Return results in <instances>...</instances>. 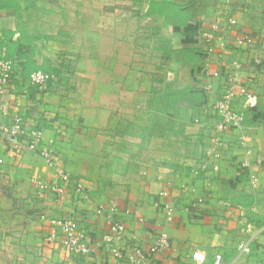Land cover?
Here are the masks:
<instances>
[{
  "label": "crops",
  "instance_id": "1",
  "mask_svg": "<svg viewBox=\"0 0 264 264\" xmlns=\"http://www.w3.org/2000/svg\"><path fill=\"white\" fill-rule=\"evenodd\" d=\"M160 1L190 10L188 23L151 14L152 0H0V49L23 60L5 99L28 129L56 140L58 155L51 166L36 152L0 142V264H131L102 242L112 205L126 224L119 250L129 254L138 245L147 264H200L196 252L205 264L219 253L221 264H264V0ZM201 16L223 24L237 19L218 49L225 48L223 57L201 48ZM242 34L255 38L246 55L234 44ZM255 56L263 71L245 78L257 105L236 102L245 112L246 154L238 133L218 129L220 118L203 107L232 59L251 63ZM207 60L221 76L205 77ZM38 69L53 75L47 91L29 82ZM207 81L209 94L202 89ZM9 120L0 114V122ZM214 139L220 157L210 153ZM247 157L251 165L242 167ZM204 163L206 172H192ZM59 167L80 179L88 198L72 189L63 196L38 192L32 178L60 182ZM195 198L204 202L191 206ZM167 204L179 205L172 221ZM99 205L104 214L96 213ZM48 217L76 218L90 255L69 253L60 235L52 239ZM161 232L170 249L149 252Z\"/></svg>",
  "mask_w": 264,
  "mask_h": 264
},
{
  "label": "built area",
  "instance_id": "2",
  "mask_svg": "<svg viewBox=\"0 0 264 264\" xmlns=\"http://www.w3.org/2000/svg\"><path fill=\"white\" fill-rule=\"evenodd\" d=\"M224 4H229L230 0H223ZM200 21V43L201 48L207 55L218 57L224 56L225 48L222 47L221 51L218 49L225 43L226 36L238 23L235 17L228 18L226 24H223L220 19L210 21L206 16H201ZM235 48L241 54L246 55L251 47L255 44V38L250 34H242L237 36L235 41ZM209 60L206 61L204 66L205 77H219L222 73L218 70L211 72L209 70ZM23 69V60L19 56H9L5 48L0 49V114L5 117H10L8 122H0V142L8 143L17 152L33 151L38 153L49 165L55 166L57 164V145L55 139L45 141L44 131L42 128L28 129V119L18 111L13 110V106L5 99L10 85L14 78ZM260 70L263 71L261 59L258 56L253 57L252 62H245L241 58L232 59L226 73L224 80L220 87L216 89L213 95V100L210 105L203 107L206 113H211L220 118L217 124L218 129H226L230 132L238 133L240 144L245 147L246 154H250L247 149V137L245 134L240 133L244 127L245 112L236 107V102L239 98H244L245 108H253L257 105V96L246 81V72L254 73ZM53 79V75L38 69L29 74V82L32 86L41 91H47L49 82ZM206 94L213 91V85L210 81L202 86ZM209 111V112H208ZM197 123L201 122L200 116L195 118ZM218 139H214V145L210 149V153L215 157H220L218 151ZM0 162L2 160L0 159ZM251 161L248 159L243 160L242 167H250ZM207 164L204 163L192 169L194 174L207 171ZM59 181H45L38 178H32L31 183L38 189L41 194H55L63 196L68 193L70 189L74 192L84 193V197L88 198L89 195L85 191L84 184L75 176L66 172L62 167L58 168ZM253 186L256 185V179H251ZM187 186H181L182 191H187ZM161 194H164L162 192ZM204 202L202 198H195L190 203L191 206L197 207ZM225 206H231L229 200H225ZM179 209V205L167 204L165 206L166 219L172 221L174 219L175 211ZM107 208L104 205H99L96 209L97 214H104ZM117 211L116 207L112 205L111 213L108 215V231L103 235L102 242L108 244L113 255L119 260H126L131 264H147L146 251L134 245L129 254H124L119 250L118 244L126 236V224L122 217L114 214ZM50 225V237L52 239L61 236L62 245L71 254L81 255L87 257L90 255L92 249L89 245L88 235L84 228H82L79 221L74 217H48ZM247 230L250 231L251 227L248 226ZM171 247L170 237L166 232H161L156 237L154 243L151 245L149 252L163 253ZM242 252L249 253L250 247L244 243L240 245ZM194 259L200 264H205L206 256L203 252H196ZM222 254H216L214 264H221ZM82 264H89L85 260ZM99 264V263H95Z\"/></svg>",
  "mask_w": 264,
  "mask_h": 264
},
{
  "label": "trees",
  "instance_id": "3",
  "mask_svg": "<svg viewBox=\"0 0 264 264\" xmlns=\"http://www.w3.org/2000/svg\"><path fill=\"white\" fill-rule=\"evenodd\" d=\"M150 10L151 14H157L173 25H185L191 18L190 10H183L180 6L167 1L152 0Z\"/></svg>",
  "mask_w": 264,
  "mask_h": 264
}]
</instances>
